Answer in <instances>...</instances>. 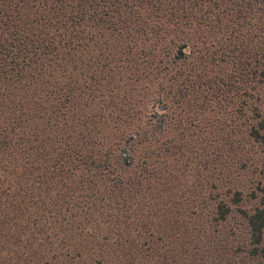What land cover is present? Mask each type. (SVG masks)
<instances>
[{
  "label": "trees",
  "instance_id": "obj_1",
  "mask_svg": "<svg viewBox=\"0 0 264 264\" xmlns=\"http://www.w3.org/2000/svg\"><path fill=\"white\" fill-rule=\"evenodd\" d=\"M162 62L223 96L264 85V0H0V264H264V184L229 262L183 249L168 140L124 116Z\"/></svg>",
  "mask_w": 264,
  "mask_h": 264
},
{
  "label": "rangeland",
  "instance_id": "obj_2",
  "mask_svg": "<svg viewBox=\"0 0 264 264\" xmlns=\"http://www.w3.org/2000/svg\"><path fill=\"white\" fill-rule=\"evenodd\" d=\"M171 58L168 56V63ZM168 63L154 65L166 68L169 77L168 72L166 78L155 72L153 88H140L139 98L132 101L135 110L124 114L136 118L132 124L127 122V129L139 130L143 137L162 144L168 140V167L166 173L161 172V182L167 176L168 186L175 188L172 191L180 200L176 214L173 211L168 219L178 225L173 228L179 231L183 249L202 251L205 259L229 262L245 241L246 224L239 210L253 208L255 203L248 194L264 184V143L246 137L248 124H253L257 113L264 114V85L255 88L246 81L238 86V95L228 92L225 96L215 84L200 82L192 89L186 78H179L189 74V69ZM209 102L217 103V114L206 110ZM190 179L195 180L194 185L189 184ZM236 193L241 194L239 203L234 201ZM218 205L228 208L229 215L216 222ZM189 255L181 258L182 264L193 258Z\"/></svg>",
  "mask_w": 264,
  "mask_h": 264
}]
</instances>
